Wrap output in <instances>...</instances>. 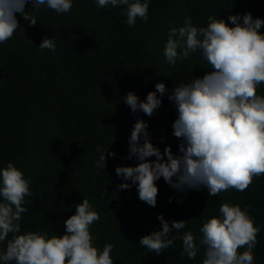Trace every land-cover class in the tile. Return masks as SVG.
I'll return each instance as SVG.
<instances>
[{"label":"trees","instance_id":"1","mask_svg":"<svg viewBox=\"0 0 264 264\" xmlns=\"http://www.w3.org/2000/svg\"><path fill=\"white\" fill-rule=\"evenodd\" d=\"M148 3V20L138 17L131 27L124 5L99 7L98 0H72L69 12L57 13L46 5L35 10L29 3L26 14L35 16L37 24L17 13L19 27L0 43V170L11 162L29 180L31 191L22 205L27 211L19 221L21 234L47 233L49 238L65 234L63 222L75 214L76 204L87 199L100 216L90 226L93 244L101 251L105 244L114 245V264H202L204 248L189 259L182 254L181 237L192 232L199 238L203 223L219 218L220 205L229 203L247 211L260 229L253 264H264V175L255 177L244 191L230 188L217 196H209L203 187L178 191L161 177L152 207L139 199L136 185L120 189V184L131 181L115 172L118 166L139 163L135 157L128 159L137 120L148 124L150 141L162 153L170 145L173 154H179L181 141L172 127L178 113L169 96L176 86L203 77L210 69L200 53L169 65L164 56L169 30L183 26L186 18L197 28H206L210 16L230 26L231 15L251 13L253 19H264V0ZM44 38L54 39L55 51L39 48ZM160 82L167 91L162 97L157 93L162 103L153 115L133 113L126 95L134 92L144 101ZM258 94L264 95V84ZM104 152L103 170L96 165ZM159 215L170 227L181 220L186 226L179 232L172 229L168 235L174 244L157 255L139 241L161 230ZM6 244L0 242V252Z\"/></svg>","mask_w":264,"mask_h":264},{"label":"clouds","instance_id":"2","mask_svg":"<svg viewBox=\"0 0 264 264\" xmlns=\"http://www.w3.org/2000/svg\"><path fill=\"white\" fill-rule=\"evenodd\" d=\"M29 3L35 10L46 5L57 13H67L72 8V0H0V43L10 39L19 27L17 13L31 25L37 24L35 16L26 14ZM109 4L126 6L130 27L138 17L148 20V0H98L99 7ZM208 20L206 28H197L186 18L183 26L169 30L164 47L165 59L171 66L178 59L200 53L210 69L203 77L176 86L169 96L178 113L172 127L173 135L181 141L179 154L174 155L170 145L162 153L150 141L148 124L137 120L129 137L128 159L135 157L139 163L115 169L118 177L131 181L119 188L136 185L139 199L152 207L157 203L156 181L161 177L178 191L203 187L209 196H217L230 188L244 191L255 177L264 175V95L258 94V87L264 84V33L260 32L264 19H253L251 13L242 17L231 15L228 21L233 26L212 16ZM39 48L55 51L54 39L44 38ZM166 91L165 84L160 82L146 100L141 101L134 92H129L125 103L133 113L142 111L151 117ZM105 153L96 165L103 170ZM153 156L155 160L148 159ZM30 195L29 180L9 162L0 170V242L7 241L6 249L0 252V262L114 264L111 255L114 245L105 244L101 251L93 244L90 226L100 216L87 199L76 204L75 214L63 222L65 234L51 238L47 233L32 231L21 234L19 221L27 211L22 205ZM219 211V218L212 217L203 223L199 238L192 232L183 234L182 254L195 259L202 247V264H253L260 229L239 205L222 203ZM157 219L161 230L143 236L139 244L159 255L174 244V239L169 238L172 235H168L171 230L179 232L186 221H172L170 227L163 215ZM10 233L12 238L8 239ZM240 248L246 250L241 253Z\"/></svg>","mask_w":264,"mask_h":264}]
</instances>
